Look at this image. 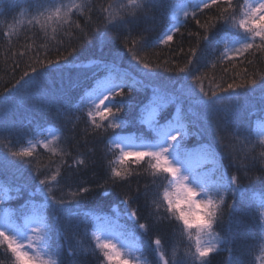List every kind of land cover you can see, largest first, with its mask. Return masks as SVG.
<instances>
[{
  "label": "trees",
  "instance_id": "16d2710c",
  "mask_svg": "<svg viewBox=\"0 0 264 264\" xmlns=\"http://www.w3.org/2000/svg\"><path fill=\"white\" fill-rule=\"evenodd\" d=\"M149 1L155 12L153 20L145 19V22L128 21L138 19L133 13L138 11L139 16L142 11L141 2L133 7L129 0H83V7L76 10L72 21L63 22L60 18L45 22L44 16L39 15L43 0H0V8L4 10L0 14V95L7 93L9 100L2 98V101L12 102L6 125L8 132H12V123L19 125L16 116L24 113H20L21 102L15 96L17 81L34 76V85H28L33 95L27 97L34 109V93L37 99L44 94L40 82L51 85L53 66L70 68L69 59L76 53H82L85 60L96 61L102 59L99 56L112 58L117 54L132 65V75L124 70L127 65H122L107 77L110 82L125 85V94L114 97L120 109L117 114L113 109L114 115L134 120L130 128L106 136L102 119L93 123L88 115L90 111L95 113L91 107L83 111L72 103L87 90L90 81L72 77L73 86L67 87L65 78L53 76V86L59 90L58 94L60 90L66 94L62 102L70 107L62 120L64 127L69 128L65 153L51 156L34 152L31 158L16 159L10 153L19 145L0 142V190L8 187L12 190L0 207L9 213L36 207L31 198L33 193L41 190L47 195L40 180L47 176L51 181V175L59 171L58 183L51 184L52 193L64 203L58 204L47 195L46 201L42 200L45 203L37 205L44 224L40 250L57 264H109L96 240L97 236L104 238L93 221L103 211L111 212L109 208L115 204L136 211L139 222L125 214L106 217L113 218L111 221L117 226L120 224L124 237L137 245L146 264H162L161 251L170 264H214L218 259L223 264H260L259 258L264 257V135L262 138L256 133L260 128L264 130V51L251 50L236 60L223 58L226 38L250 35L234 23L217 19L223 16V1L219 7L204 8L201 20L188 18L185 28L176 32L170 43L157 46V38L167 35L168 27L156 11L161 5L166 11L167 5H171V10L177 9L180 2L191 3L159 0V6L154 4L157 0ZM233 4H238L242 11L245 1L233 0ZM106 7L111 9L106 11ZM36 13L41 18L39 24L32 21ZM102 16L110 22H104ZM144 63L149 68H144ZM25 72L29 75L25 76ZM251 79H256L257 84L247 83ZM229 83H243L245 87L222 91ZM176 86L189 93L183 98L193 101L195 107L200 106V117L187 108L182 113L176 112L173 102L167 99ZM100 92L93 88L95 96ZM151 92H158V97L149 96ZM141 102L136 112V104ZM162 105L166 106L165 110L147 125L139 109L148 111ZM96 107L104 109V105ZM57 109H54L55 118L61 112ZM33 126L27 136L38 129L36 117ZM177 131L182 133V138L178 137L180 140L171 147L169 158L194 159L190 163L197 172L202 170L197 177H205L210 191L224 200L223 216L212 233L228 243L222 246L223 253L212 254L203 262L193 256L196 233L192 232L189 238V230L182 231L180 223L161 205L166 186L164 177L171 178V174L154 169L155 161L151 157L137 162L135 156H130L121 165V154L115 144L123 138L167 147L171 143L167 136ZM1 132L0 129V137ZM200 157L204 160L197 163ZM117 170L122 173L120 177L115 175ZM160 176L162 180L157 178ZM158 238L163 241L160 247L155 244ZM9 255L0 246V264Z\"/></svg>",
  "mask_w": 264,
  "mask_h": 264
},
{
  "label": "bare ground",
  "instance_id": "6f19581e",
  "mask_svg": "<svg viewBox=\"0 0 264 264\" xmlns=\"http://www.w3.org/2000/svg\"><path fill=\"white\" fill-rule=\"evenodd\" d=\"M138 1L141 2V4H140L141 10H142L141 14L138 13L139 14V16H138L136 13L138 11H135L133 13V16H135V18L138 17V19H136V20L130 19L128 21H130V22H145V19H148V20L152 19L153 20V14L155 12V9L154 8L152 9V7H151L152 5H150L151 1H149V0H137V2ZM244 1H245V3L249 2V0H244ZM82 2H83V0H47V2L45 0H43L42 7L39 9V12H41L39 15L44 16L45 22H54V20L60 19V18L62 19L63 22H69V21H72L74 19V13H76V10L78 9L76 7V5H81ZM159 2L160 1L157 0V1H155L154 4H158ZM205 2L209 3V2H211V0H190L191 4H183L184 2L183 3L180 2L181 4H178L177 8L183 7V6H188L189 8H192L194 10V15L193 16H187L186 19H184L182 22L176 21L175 11L177 9L175 10V8H172L170 10L171 5L170 6L167 5L168 8L165 11V10L161 9L162 7H164V5L160 6V4H158L161 8H159V9L157 8L158 11H156V12H158V16L164 22H166V27H168L167 35L172 34V36L174 38V34L176 32H181V30H183L185 28L188 18L189 19L194 18V19L201 20L200 19L201 18V12L204 10V3ZM106 6H108V5H106ZM173 7H176V5H174ZM56 9H60V11H61L60 17H57L54 15ZM109 9H111V8L106 7V11ZM3 12H4V10L0 8V14H2ZM65 12H68L67 17L63 16V13H65ZM37 14L38 13H36L32 17V21H34V23H36V24H39L41 21V18L37 17ZM48 17H51V19H48ZM102 17L104 19V22H110L109 20H107V18L105 16H102ZM109 24L110 23H108V25ZM44 25L47 26V24H44ZM48 30H50V29H48ZM167 35L161 34L160 37H158L159 39L157 38V40H156V45L161 46V47L166 46L167 44H163L161 42ZM249 37H251V36L245 35V36H242V38H236V37L226 38V40L224 41L225 48H224V52H223V58L225 60H227V58L225 57V54H226V51H227L229 45L232 42H234L238 39H245V38H249ZM168 43H170V42H168ZM102 56L98 57V58H102V59H99V61H96L92 58L85 60V57H82V53H80V54L76 53L74 55V57H70V59H69L70 68H63L62 67L63 68L62 69L61 67H56V66L54 67L53 66V68L50 70V74L52 77H49L50 79H52L51 85L50 84L47 85V83L40 82V86H41L42 90L44 91V94H42L39 97V99H37L38 96L36 95V93H34V98H33V99H35L34 109H33V106L31 105L32 102H30L27 99V97L33 95V90H31V87H29L28 85L29 84L34 85L33 84L34 76L29 75L28 77H24V79H21V81L19 80V83L18 84L16 83L15 89H17V90L15 93V96L17 95L18 100L21 102L22 107L21 106L20 107H21L22 111L20 113H23V112L24 113L22 115L18 114V117L16 116L17 120L19 121V125L12 123L13 124L12 128H11L12 132H8L7 128L9 126H6L8 115L11 112L10 107H11L12 102H7V100H9L7 93L4 94L5 96L0 95V129L2 130V132H1L2 137H0L1 138L0 142H5L7 144V146H13V145L16 146V144H17V146L19 145V147H17L16 151H19L20 149L27 147L31 142L35 141V142H38V146H39L37 148V150H34L35 153H43V154H47V155H51V156H62L65 153V142H66L65 138H66V132H68L67 129H69V128L64 127V124H62V123L64 121L63 119L67 116L65 110H67V112H70V110H69L70 107H67L62 102L63 96L66 94L64 92H62L61 90H60V93L58 94L59 90L53 86L54 85L53 76H59L61 78H65L64 83L67 87L73 86L71 84V82H73L72 77H77L79 79V81H83V80H89L90 81L89 87L81 95V97L77 98L76 101H72L74 106H76L77 108H80V109L83 108V111H84L85 108L87 109L89 106L96 113L98 107H96V108H94V107L101 105L99 102H97L96 96L99 94H102L103 92H107L109 90L111 92L108 95V96H110V99L105 100L104 104H102V106L108 105L112 109H116L118 106H117V102H116L114 97H116V96L120 97V94H119L121 91L120 87H122L123 91H125V89H124L125 85H123L122 83H118V82H116V83L110 82L108 80L107 76L111 75V72L114 73V72L119 71V69L122 65H127V67L129 69L125 67L124 70L126 72H130L132 75L131 71L133 70V68H132V65H130L127 61H125L123 59V57H121L117 54L113 55L112 58L106 57L105 55H102ZM242 56H240V57H242ZM240 57H238V58H240ZM238 58L229 59V60H236ZM68 71H70V72H68ZM43 79H44V77H43ZM135 83L139 86V84L137 82H135ZM92 85H93V88H95V89L98 88L101 91L96 96L93 93ZM38 86H39V83H38ZM27 87H28V89H27ZM162 90H165V89H162ZM182 92H184V93H182ZM24 93H26V95H27L26 97H25ZM156 94H159V93L158 92H151L149 94V96L154 95L152 98H157L158 96ZM187 94H189V93H186V90L182 91L180 89V87L178 88L176 86V87H174L173 91H171L167 94V96H171L167 99L169 101L173 102L177 113H182L183 112L182 110L187 108L186 110H191V111L195 112V117H198V116L200 117V115H202L200 106L195 107L193 101L188 102L185 98H183V96H187ZM144 97H146V96H144ZM2 98L7 99L6 102H3ZM147 100H145L144 103L147 102ZM150 100H151V98H150ZM172 100H174V101H172ZM142 104H143V102H141L140 104H136V112H138V107ZM92 105H94V107H92ZM108 106H105V107H108ZM55 108L56 109L58 108L57 111H61V112H58L59 115H57L56 118H55V114H54V113H57L54 110ZM126 108H128L127 105H126ZM195 109H196V111H194ZM145 111L146 110L144 108L139 109V112L141 113L142 118H144V115H145L144 112ZM26 112L30 116H28ZM83 113H85V112H83ZM116 114H117V112H116ZM80 115L77 114L78 117ZM115 115L114 116H108L107 119L101 120L103 122V126L107 130V131H105L106 136L112 137L114 134H116V133L118 134L121 129L130 128L134 123V120L132 118H129L127 120V118H125V117H119V116H115ZM34 117H36L38 119V122H39L38 129L35 130L34 132H31L32 135L27 136V134H29L30 130L32 128H34V126H33ZM136 117H137V120L140 119L139 113H138V115H136ZM95 119H101L100 115L97 114L95 116ZM88 120H86V122ZM123 121H125V122H123ZM113 124H117L119 126L113 127ZM133 128H136L135 125ZM19 131H21V133L17 134V132H19ZM50 133L56 134L59 137V141L57 143L58 149L55 152H51V151L45 149L44 146H42L40 144L41 140H44L48 136V134H50ZM125 134H127V133H125ZM21 135H22V137L20 138L19 136H21ZM256 135L258 137L263 138L264 130H261V128H260V130L258 129ZM119 141L120 142H118V144L120 145V148L124 150L125 143H128L132 140L122 138V140H119ZM1 148H2V145L0 143V149ZM119 151H120V149H119ZM119 154H121V153L119 152ZM223 177L226 178L227 175L224 174ZM157 178L159 180H162L163 177L160 176ZM49 183L55 185L53 183V181H49ZM2 184L5 185L6 183L2 182ZM53 189L54 188L52 187V190ZM31 198H32L33 202H35V205L37 207L38 204L45 203L42 200L46 201L47 195L44 191L38 190L35 193H33ZM258 206H259V203H258ZM36 207H30L27 210H22V211L15 212V213L11 212V216H12L11 222L13 223V225L15 226V228L18 231H20L21 229L25 230L28 227V221L32 217L39 215L38 214L39 208L38 207L36 208ZM125 207L126 206H121L120 204H118V205L115 204L109 208L111 210V212L107 211V213H105L106 211H103V213H101L102 215H96L95 221H93L95 227L98 228V225L100 224L99 222H102V220H105V221L113 220V218L106 217V215L107 216L113 215L115 217L116 216L119 217V216H122L123 214H125L128 217H130L133 221L139 222V218L136 216V211L132 210V209H129V211L122 209ZM3 211H5V210H3ZM6 212H8V211H6ZM133 213H135V215ZM120 214H122V215H120ZM3 224H4L3 219L0 217V231L1 230L4 231V228H3L4 225ZM118 228H121L120 224H119ZM98 232H99V230H98ZM11 234H12V232L11 233L9 232V235H11ZM102 237L104 239H106V237L104 235H102ZM227 243H228V240L223 239L222 246L225 247L227 245ZM222 246L219 249L220 251L218 250L212 254L223 253V252H221ZM194 250H195V245H194ZM212 254H210V256ZM209 257H207L205 259L207 260ZM222 261L223 260L218 259L215 261L214 264H223Z\"/></svg>",
  "mask_w": 264,
  "mask_h": 264
},
{
  "label": "snow or ice",
  "instance_id": "6c2138e0",
  "mask_svg": "<svg viewBox=\"0 0 264 264\" xmlns=\"http://www.w3.org/2000/svg\"><path fill=\"white\" fill-rule=\"evenodd\" d=\"M222 0H211V4L205 2L204 8H209L212 6H221ZM129 3L135 7L137 6V0H129ZM223 16L217 17V19H224L225 21L234 23L237 28L243 29L245 33L250 34L251 39L247 41L246 43H243L238 48L234 49V51L240 55H243L244 53L250 52L251 50H261L264 51V0H257L256 3H245L243 7V11H240V6L238 4L234 5L233 0H223ZM76 7L82 8V5H76ZM55 16L60 17L61 11L60 9H56ZM64 17L68 16V12L63 13ZM237 16L239 18L237 19ZM48 19H51V17H48ZM257 37L259 38V43L256 42ZM173 36L172 34H168L161 43L168 44V42L172 41ZM66 59V58H65ZM51 63V62H50ZM251 63V61H249ZM144 68H149L148 63H144ZM32 71L35 72L36 68L33 67ZM25 76H28L29 73L25 72ZM23 79V77H21ZM19 83V81H17ZM247 83L251 85H256L257 80L251 79L250 81H247ZM245 87V84H231L229 83L227 86V89H222V91H228L229 89H235V88H243ZM121 88L120 95H124L123 88ZM203 91V89H201ZM10 91V90H9ZM115 94V93H114ZM207 95V94H205ZM213 96L216 95L214 92L212 94ZM110 99V96H105L104 99L100 100V104H104L105 100ZM120 109L116 108V112H119ZM100 115L101 119H107L108 116H114L113 109L111 107H105L104 109H97L96 113L89 112L88 115L92 117L93 123H95V116ZM119 125L113 124V127H118ZM178 137L182 138V133L180 131H177L171 135H168L167 138L171 142L167 147H160L156 150H147V151H132L128 150L125 151L120 148L119 144H116V147L120 149V164L123 165L127 163L126 158L130 156H135L137 159V162L141 158L144 157H151L155 163L152 165V167L159 172L162 173H169L175 180V186L177 190L179 189H185L189 192H192L194 194V190L191 189L187 181L189 177L185 175L182 172V169L178 166H176L172 160L169 159L168 152L170 151L171 147L180 139ZM44 147L48 148L49 151H53L52 148H50L48 143H44ZM10 155L13 158L16 159H22L25 157L31 158L34 156V145H29L28 147L22 148L19 151H11ZM79 163L83 164L84 161H79ZM39 175H45L44 173H40ZM60 175V172L57 171L54 175H51L50 179L53 182H57V176ZM115 175L117 177H120L122 173L117 170L115 172ZM41 185L45 190H47V195L52 196V201L63 204L64 201L62 200H56L55 195L52 193V185L49 183V178L46 176L45 179L40 180ZM206 190V189H205ZM85 192L88 191L87 188L84 189ZM3 194H0V205H3L5 202V199L12 194L11 188H6L0 190ZM174 193L165 191L163 193V200H166L169 205H172V197ZM206 207V215L200 219V224L202 227L199 228L198 232L196 233L195 237V253H193L194 257H197L201 262L205 261L207 257L210 256L211 253L216 251V244L212 240L205 241L203 239V235H212V224L214 222L216 211L220 208V205L224 203L223 199L220 200H213L208 199L206 201L201 202ZM135 215V213H133ZM143 227H146L145 225H142ZM192 225L188 224L189 228V238H191L192 233L190 231ZM44 239V229L43 227H35L32 230V235L29 237L28 241L21 242L14 236L9 235L8 233L4 231H0V246L4 247V251L9 255V259L7 261H3L2 264H21L24 260H31V261H37V260H43V254L40 250V242ZM97 244L100 247V249L103 251L104 256L107 258L109 264H114L115 261L121 260L123 261V264H135V262H132L129 259V256L125 254L124 251L121 250L120 247L117 246L116 243H113L110 239H101L99 236L96 237ZM163 241L162 238H158L155 240V244L160 247L162 245ZM29 248L36 249L35 253L28 251ZM161 261L162 264H170V259L165 258V253L163 251L160 252ZM260 264H264V257L259 258ZM46 264H55V261L49 260L46 262Z\"/></svg>",
  "mask_w": 264,
  "mask_h": 264
},
{
  "label": "rangeland",
  "instance_id": "374dc122",
  "mask_svg": "<svg viewBox=\"0 0 264 264\" xmlns=\"http://www.w3.org/2000/svg\"><path fill=\"white\" fill-rule=\"evenodd\" d=\"M256 2L257 0H249L248 3H256ZM193 15H194V10L192 8H189L188 6L179 7L175 11V18L177 22H182L184 19H186L187 16H193ZM250 39L251 37L245 38V39H238L232 42L229 45L226 51V54H225V57L227 58V60L235 59V58L242 56L236 53L234 49L238 48L240 45H242L243 43H246ZM256 42L259 43L258 37L256 39ZM110 93L111 92L108 90L107 92H103L102 94L97 95L96 96L97 102L100 103V100L104 99V97L108 96ZM165 108H166L165 105L153 106V108L144 112L145 115H144L143 121L146 122L147 125H150L157 118L158 114L162 113L165 110ZM58 141H59L58 135L50 133L44 140H41L40 144L44 146V143H48L50 148L53 149V151L51 152H55L58 149L57 148ZM115 144H118V142H116ZM29 145H34V150H37V148L39 147L38 142H35V141L31 142ZM160 147L162 146L158 144H150L147 142L136 143L135 141H130L128 143H125L124 150L125 151H128V150L147 151L150 149L156 150ZM45 149L49 150L48 148H45ZM169 159L172 160L176 166L180 167L182 169V172L189 177L188 183L191 186L201 189L204 192H211L210 184L207 182V180H205V177H202V178L197 177V173H201L202 170L201 171L198 170L197 172L196 167L193 164L188 163L186 159L185 160L183 158H169ZM203 160L204 158H200V160H198L199 162L197 163H201L203 162ZM0 217L3 219L4 232L8 234L9 232L10 233L12 232L11 236H14L21 242H25V243L28 241L29 237L32 235L33 228L44 226L43 222L41 221V216L36 215L35 217H32L28 221V227L25 230L20 228L21 230L18 231L13 225V223L11 222L12 221L11 212L9 213V212L3 211L0 207ZM99 223H100L98 225L99 235L102 234L106 237V239L112 240V242L116 243L117 246L120 247L121 250L124 251L126 255L138 260L139 264H146L145 260L139 254V251H138L139 248L137 247V245L131 240H128L126 237H124L123 232L121 231L120 228H118L117 226L118 224L115 221L102 220V222H99ZM203 239L205 241L212 240L216 244V251H218L221 248L222 243H223V239L220 236L213 234V233L211 236L203 235ZM28 250L31 251L30 249Z\"/></svg>",
  "mask_w": 264,
  "mask_h": 264
},
{
  "label": "clouds",
  "instance_id": "9594fccd",
  "mask_svg": "<svg viewBox=\"0 0 264 264\" xmlns=\"http://www.w3.org/2000/svg\"><path fill=\"white\" fill-rule=\"evenodd\" d=\"M166 181V186L163 189V193L165 191L174 193L172 197V205H169L166 200H163V193L161 197V205L162 207L167 209V213L177 222L180 223L181 230H189L188 224H191L192 227L190 229L191 233H197L199 228L202 227L200 224V219L204 217L206 213V207L201 203L202 201H206L208 199L220 200L223 199L222 196L217 195L215 192H204L201 189L195 188L191 186L188 181V186L194 190V194L185 189L177 190L175 186V180L173 177H164ZM224 210L220 205V208L216 211V216L214 222L212 224L211 231H213L214 225L217 224L218 220L223 216ZM189 232V231H188ZM35 253L36 249L29 248ZM29 251V250H28ZM132 262L135 264H139V261L129 257ZM53 260L55 264H57L56 260L50 256H46L43 254V260L31 261L24 260L21 264H46L47 261ZM114 264H123V261L117 260Z\"/></svg>",
  "mask_w": 264,
  "mask_h": 264
}]
</instances>
